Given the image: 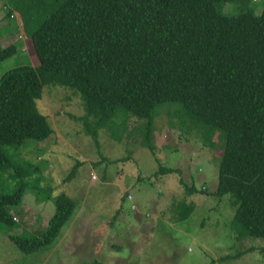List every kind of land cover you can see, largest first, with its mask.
I'll list each match as a JSON object with an SVG mask.
<instances>
[{
  "label": "trees",
  "instance_id": "16d2710c",
  "mask_svg": "<svg viewBox=\"0 0 264 264\" xmlns=\"http://www.w3.org/2000/svg\"><path fill=\"white\" fill-rule=\"evenodd\" d=\"M6 1V14L17 13L36 64H20L0 75V176L6 173L16 187L11 192L0 188L4 229L18 227L10 209L20 205L29 186L25 178L34 172L30 162L16 160L7 148L27 139L41 142L52 133L36 99L44 84L58 83L80 94L86 133L96 139L123 109L146 121L143 145L151 151L154 106L180 103L182 120L187 114L205 129L201 135L210 147H217L215 135L221 141L213 195L234 198L236 239L264 243V0ZM235 1L242 9L225 13L223 4ZM17 51L15 44L0 46V63ZM157 172L180 168L160 165ZM181 183L187 194L197 192ZM32 188L37 200H53L54 214L39 236L27 231L8 236L27 254L51 247L76 209L63 192L52 196L49 187ZM184 199L174 203L181 220L194 210V202Z\"/></svg>",
  "mask_w": 264,
  "mask_h": 264
},
{
  "label": "rangeland",
  "instance_id": "374dc122",
  "mask_svg": "<svg viewBox=\"0 0 264 264\" xmlns=\"http://www.w3.org/2000/svg\"><path fill=\"white\" fill-rule=\"evenodd\" d=\"M6 5L0 0V46L15 44L18 51L0 63V75L20 64H36L20 18L14 10L13 18L7 16ZM239 6L238 1L225 2L222 9L233 13ZM36 103L52 133L41 142L27 139L7 148L16 160L30 162L34 172L25 178L29 186L20 205L9 208L18 227L0 225V264H89L95 259L103 264H264L261 240L236 239L234 198L213 195L221 141L215 135L217 147H210L201 135L205 129L187 114L182 120L180 103L154 106L153 152L143 145L146 121L123 109L98 130L96 139L86 133L83 100L66 85L44 84ZM78 161L74 175L64 181ZM160 165L180 172L158 173ZM181 179L197 192L187 194ZM32 186L49 187L52 196L63 192L76 209L51 247L27 254L8 236L23 231L39 236L54 214L53 200H37ZM14 187L15 180L1 174L0 188L11 192ZM183 199L194 202L186 220L174 204Z\"/></svg>",
  "mask_w": 264,
  "mask_h": 264
}]
</instances>
